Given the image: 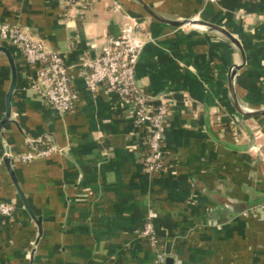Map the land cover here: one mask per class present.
I'll use <instances>...</instances> for the list:
<instances>
[{
    "label": "crops",
    "instance_id": "obj_1",
    "mask_svg": "<svg viewBox=\"0 0 264 264\" xmlns=\"http://www.w3.org/2000/svg\"><path fill=\"white\" fill-rule=\"evenodd\" d=\"M67 0H0V23L20 25L59 51L79 100L60 115L31 86L17 46L0 51V264H264V115L236 110L229 86L239 48L215 29L175 26L153 17L139 0H90L84 14L63 20ZM165 19L197 17L224 27L246 62L234 88L246 111L264 110V0H143ZM136 18L148 40L136 66L140 89L171 99L165 168L148 170L145 129L116 95L93 94L82 56ZM40 140L57 150L31 161L20 155ZM20 188L40 227L26 209ZM160 243L141 234L149 213Z\"/></svg>",
    "mask_w": 264,
    "mask_h": 264
},
{
    "label": "built area",
    "instance_id": "obj_2",
    "mask_svg": "<svg viewBox=\"0 0 264 264\" xmlns=\"http://www.w3.org/2000/svg\"><path fill=\"white\" fill-rule=\"evenodd\" d=\"M218 0H208L216 3ZM67 10L63 20L71 21L74 13L84 14L90 0H67ZM143 23L130 18L122 24L117 35L105 37L95 56H82L81 66L86 72V84L93 94L101 92L116 95L121 104L130 105L133 110V121L145 129L149 155L145 158L148 170L165 168L167 149L165 129L170 119L171 99L152 98L144 93L136 80V66L148 40L141 36ZM0 37L18 47L24 63L30 71L31 86L41 93L47 102L60 115L72 112L79 100L78 91L74 88L70 68L59 51L47 48L43 40L30 35L20 25L9 22L0 23ZM40 140L31 142V149L20 155L23 162L47 155L55 150V145L40 148ZM264 209V202L261 203ZM16 206L9 201L0 200V215L11 216ZM150 212L141 234L153 245L160 243L155 231ZM166 257L157 253L154 264H165Z\"/></svg>",
    "mask_w": 264,
    "mask_h": 264
},
{
    "label": "water",
    "instance_id": "obj_3",
    "mask_svg": "<svg viewBox=\"0 0 264 264\" xmlns=\"http://www.w3.org/2000/svg\"><path fill=\"white\" fill-rule=\"evenodd\" d=\"M139 1L142 3L144 8L149 12V14H151L153 17H155L159 20H162L164 22L170 23V24L175 25V26L190 25V26L197 27V28L201 27V28L215 29V30H218L221 33L225 34L229 39H231V41L239 48V50L241 51V54H242L241 63L236 65L235 67H233V69L231 70V73H230V77H229L230 92L232 95L234 106H235L237 111H239L241 114H243L245 116L264 115V110L246 111L243 107H241V105L238 102L237 95H236L235 88H234V79H235V75L238 72V70H240L244 67L245 62H246V57H245V52L243 50V47H242L241 43L239 42V40L237 39V37H235L231 32H229L224 27L203 21L197 17L189 18V19H183L181 21H175V20H171V19L162 18L157 13H155L148 5H146L143 2V0H139ZM0 51H4L8 55V58L10 60L11 67H12V72H13L12 84H11V87H10L9 92L7 94V100H6L7 101V114H6V117L4 118V120L2 121V123H3L5 120H9L10 115H11V97H12L13 91L15 90V87L17 84V69H16V65L14 63V60H13L10 52L8 51V49L6 47L0 46ZM10 158H11L10 153H9V151H7L6 157H5L6 166H7L8 170L10 171V173H11V175H12V177L16 183L20 197H21L26 209L28 210L30 215L33 217V219H35V221H37V223L40 227V231H41V229H42L41 228V219L35 215V213L31 209V207H30V205L26 199L25 193L20 188V186L17 182V179L15 177L14 171L11 168Z\"/></svg>",
    "mask_w": 264,
    "mask_h": 264
}]
</instances>
